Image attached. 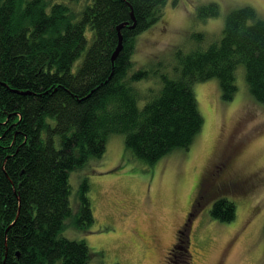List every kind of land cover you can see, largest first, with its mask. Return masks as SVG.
<instances>
[{
  "label": "trees",
  "instance_id": "16d2710c",
  "mask_svg": "<svg viewBox=\"0 0 264 264\" xmlns=\"http://www.w3.org/2000/svg\"><path fill=\"white\" fill-rule=\"evenodd\" d=\"M168 1L0 0V264H92L88 244L62 234L74 215L71 172L101 158L113 134H124L127 154L149 164L189 148L204 124L195 83L218 78L223 100H232L244 66L250 92L264 103V19L251 6L228 14L220 41L180 50L174 67L135 65L137 36ZM132 13L136 25L122 29L113 60L117 27L134 24ZM219 15L216 2L199 8L203 20ZM89 190L84 179L81 228L95 220ZM210 192L200 194L196 212ZM213 200L212 217L236 219L234 201ZM187 230L167 264H190Z\"/></svg>",
  "mask_w": 264,
  "mask_h": 264
},
{
  "label": "rangeland",
  "instance_id": "374dc122",
  "mask_svg": "<svg viewBox=\"0 0 264 264\" xmlns=\"http://www.w3.org/2000/svg\"><path fill=\"white\" fill-rule=\"evenodd\" d=\"M212 2L220 15L203 20L199 8ZM244 6L264 19V0H169L160 20L137 36L135 65L174 67L180 50L186 54L220 41L228 14ZM237 85L233 99L225 101L218 78L194 84L204 124L189 148L149 164L127 154L124 134H113L101 158L71 172L74 215L62 234L85 241L92 264H167L185 228L190 264H264V103L250 92L244 66ZM84 179L95 220L81 228L75 214ZM207 189L216 194L196 212ZM220 195L237 205L232 222L210 214Z\"/></svg>",
  "mask_w": 264,
  "mask_h": 264
},
{
  "label": "water",
  "instance_id": "95a60500",
  "mask_svg": "<svg viewBox=\"0 0 264 264\" xmlns=\"http://www.w3.org/2000/svg\"><path fill=\"white\" fill-rule=\"evenodd\" d=\"M132 18H133V20H134V24L130 25L129 22L127 21V22H123V23H121V24L117 27L118 35H119V44H118V46H117V48H116V50H115V52H114V54H113V60L116 59L117 55L119 54V52H120V51L122 50V48H123V34H122V29H123L124 27H126V26H129L130 28H133V27H135V25H136V22H135L136 19H135V16H134L133 13H132ZM191 223H192V219L190 218V219H189V223H188V225L191 226ZM190 226H189V227H190Z\"/></svg>",
  "mask_w": 264,
  "mask_h": 264
},
{
  "label": "flooded vegetation",
  "instance_id": "af4514ba",
  "mask_svg": "<svg viewBox=\"0 0 264 264\" xmlns=\"http://www.w3.org/2000/svg\"><path fill=\"white\" fill-rule=\"evenodd\" d=\"M189 217H190V216H187V217H186V218H187V219H186L187 221L189 220ZM187 223H188V222H187ZM171 251H172V250H171ZM170 253H171V252H170Z\"/></svg>",
  "mask_w": 264,
  "mask_h": 264
}]
</instances>
